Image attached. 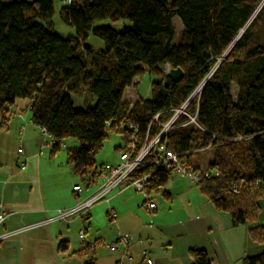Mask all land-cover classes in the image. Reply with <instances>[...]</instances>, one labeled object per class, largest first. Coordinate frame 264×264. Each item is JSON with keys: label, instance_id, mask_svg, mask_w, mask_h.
<instances>
[{"label": "trees", "instance_id": "trees-1", "mask_svg": "<svg viewBox=\"0 0 264 264\" xmlns=\"http://www.w3.org/2000/svg\"><path fill=\"white\" fill-rule=\"evenodd\" d=\"M53 13L50 0H0L1 126L8 107L28 101L32 123L54 141L52 155L59 143H78L65 148L66 158L90 186L103 167L95 158L108 130L122 135L116 151H124L121 125L132 123L140 146L146 134L148 140L158 134L156 115L162 125L189 100L185 112L194 122L179 116L160 144L192 171L209 172L196 185L200 194L232 227H244L246 239L264 243V227L255 225L264 198V28L253 32L264 0H71L58 12L74 30L68 38L52 33ZM173 18L183 28L175 42ZM105 20L130 26L120 32L95 27ZM89 34L102 42L101 51L84 45ZM164 66L182 71L177 83L163 74ZM144 72L158 77L150 99L124 103V91ZM231 83L238 89L233 96ZM82 93L95 99L92 108H74L71 96ZM206 150L211 158L203 168ZM147 174V193L163 189L171 176L144 166L133 178ZM67 248V242L58 245ZM76 255L95 264L87 245ZM189 256L192 264H212L202 251ZM239 264H264V252Z\"/></svg>", "mask_w": 264, "mask_h": 264}, {"label": "crops", "instance_id": "crops-1", "mask_svg": "<svg viewBox=\"0 0 264 264\" xmlns=\"http://www.w3.org/2000/svg\"><path fill=\"white\" fill-rule=\"evenodd\" d=\"M127 92L132 99H125ZM137 99L132 87L122 96L124 103ZM4 119L2 127L0 118V206L5 216L0 234L37 224L89 194L87 185L82 191L78 181H83L73 173L66 153L51 154V138L32 123L28 101L17 100ZM76 186L82 191L79 196L73 192ZM128 190L121 186L109 209L100 206L84 219L25 230L0 244V264H83L76 253L88 243L79 242L80 230L95 243V264H146L151 259L152 264H192L190 251L204 252L212 264H239L242 258L255 257L246 249L244 227H232L229 216L216 211L196 185L171 178L144 199ZM159 196L165 201H158ZM148 204L155 209L144 222L139 216ZM119 235L132 241L128 258L120 259L118 251L108 249ZM60 242H67V250H58Z\"/></svg>", "mask_w": 264, "mask_h": 264}, {"label": "built area", "instance_id": "built-area-1", "mask_svg": "<svg viewBox=\"0 0 264 264\" xmlns=\"http://www.w3.org/2000/svg\"><path fill=\"white\" fill-rule=\"evenodd\" d=\"M64 5H69L71 0H61ZM163 74L167 75L170 71L168 66H164ZM162 68V70H163ZM189 103L186 101L178 110H176L173 116L164 124H157L156 115L152 122L159 126L158 134L152 139L148 140L147 134L145 135L144 142L142 145L138 146L139 139L137 135V128L132 123H123L121 125L122 129L126 134V148L121 152L116 165L103 166L99 172L98 178H100V184L97 186L95 191L85 198L79 199L77 203L68 209H60L55 212V214L45 219L37 224L31 225L26 228L19 230L4 232L0 234V244L7 242L14 236L29 230L32 228L48 226L52 223H62L68 224L73 219H84L87 217L89 210L97 203L101 201H107V197L114 191L119 190V188L125 185L126 188H131L135 192L141 193L146 192L149 188L150 174L144 175L139 178H133L135 172L144 166H154L156 170L170 171L171 174H175L180 179H185L189 184L197 185L202 180L209 179L212 175L207 171L195 172L192 171L189 166L182 164L177 156L166 151L160 141L169 132L170 127L173 125L175 120L179 116H185L190 119V122H194V118L189 117L185 109ZM29 109V108H28ZM42 133L45 135L44 131ZM53 146L54 141L51 139ZM60 148H63V144H58ZM235 191V187L232 189ZM74 194L79 196L81 194V189L76 186L73 188ZM155 209L154 204H148L146 210L151 213ZM5 216L3 208L0 206V223H2ZM78 238L82 244H85L83 230L78 232ZM90 248L94 247L93 244H86ZM130 240L127 236H122L112 246H108L110 251H118L121 256L120 259L128 258L129 256ZM120 264V263H119ZM146 264H152L150 260Z\"/></svg>", "mask_w": 264, "mask_h": 264}, {"label": "rangeland", "instance_id": "rangeland-1", "mask_svg": "<svg viewBox=\"0 0 264 264\" xmlns=\"http://www.w3.org/2000/svg\"><path fill=\"white\" fill-rule=\"evenodd\" d=\"M4 3H11L14 2L16 0H1ZM28 1H32V0H28ZM52 2L53 5V16L51 19V26H52V33H54L55 35L62 37V38H68V37H73L75 35L74 30L63 24L58 16V12L61 9V7L64 6L63 2L61 0H50ZM130 26L129 22L125 21V20H121L118 22H111L109 20H105L102 22H99L95 25V27H103V28H110L115 30L116 32H120L122 31L124 28H128ZM172 26L174 29V42L177 40V38L179 37V35L181 34L183 28L181 23L179 22V20L177 18H173L172 20ZM264 28V16L261 18V20L259 21L258 25L255 26L254 31L255 33L263 30ZM263 38H261V42H262ZM84 45L88 48H90L92 51L94 52H98L101 51L103 48L102 42L98 39H96L95 37H93L91 34L88 35L87 40L84 42ZM164 71V68H163ZM137 80V84L132 86V91L137 95V97L139 99L142 100H149L150 99V86L152 82H155L158 80V77H156L155 75L149 74L148 72H144L141 76H139L138 78H136ZM230 90H231V95H235V93L238 92L237 86L233 83L230 84ZM125 99L129 100L132 99L131 95L127 92L125 93ZM71 100L73 102L74 108L75 109H85V108H92L95 105V99L90 97L89 95L82 93L81 96H71ZM70 140L66 141V145L68 148L71 147H77L78 143L74 145H72L71 143H69ZM124 142H123V137L121 134L115 133V132H111V131H107V138L103 143V146L101 148V150L98 152L97 156H96V163L97 165H105V164H110V165H116L118 164V160H119V156L121 154L122 151H116L117 148H121L123 146ZM66 149L60 148V150H58V152H56V154H65ZM211 158V155L209 152H204L201 153V158H200V163L201 166L204 168L205 165L207 164L208 160ZM171 178H176L179 180H182L183 182H186L188 184V182L185 179H180L179 177H177L175 174H171L170 179ZM169 179V180H170ZM78 183L80 184V186L82 187V191L85 190L86 188V183L85 182H80L78 181ZM100 184V178L97 177L96 183L94 182L93 184H91L87 190L86 193L88 191V195H90L93 191H95V189L97 188V186ZM127 190V189H125ZM129 192H131V194H133L134 196H137L138 199L142 198L144 199L146 196L147 192H135L133 189L129 188L128 190ZM87 195V196H88ZM114 195H117V191H114L113 193H111L108 197H107V201H101L97 204H95L90 210L89 212H91L94 208L100 207V206H106V208L109 209V202L111 200L112 197H114ZM158 201H165L164 198H162L161 196L158 197ZM82 199V198H81ZM160 203V202H158ZM259 206H260V217L258 219V222L255 225H264V198L260 199L258 201ZM88 212V213H89ZM141 216L139 217H143L142 220L145 222L146 221V215L151 216V213H148L146 210V207H144V210H141ZM105 216V214H104ZM109 217V216H108ZM106 223L108 222L107 219ZM96 224V222H95ZM123 235H119L116 240H118L120 237H122ZM130 240V246L132 244L131 239ZM84 241L85 243H89L90 245L93 244L94 242L92 241H88L84 235ZM247 241H249L247 239ZM81 242V241H79ZM115 243V241H112L111 243L108 244V246H112ZM249 248V250H251L255 255L258 256L261 253L264 252V243L262 244H258V243H253V242H246V249ZM153 260L151 259V262Z\"/></svg>", "mask_w": 264, "mask_h": 264}, {"label": "water", "instance_id": "water-1", "mask_svg": "<svg viewBox=\"0 0 264 264\" xmlns=\"http://www.w3.org/2000/svg\"><path fill=\"white\" fill-rule=\"evenodd\" d=\"M243 31H241L242 33ZM172 83H177L182 76V71L179 69H172L166 75ZM208 79H206L207 81Z\"/></svg>", "mask_w": 264, "mask_h": 264}]
</instances>
